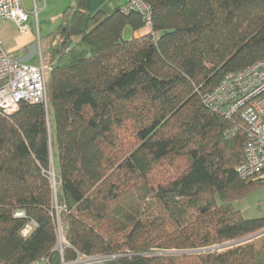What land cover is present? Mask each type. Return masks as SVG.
I'll use <instances>...</instances> for the list:
<instances>
[{
	"label": "trees",
	"instance_id": "1",
	"mask_svg": "<svg viewBox=\"0 0 264 264\" xmlns=\"http://www.w3.org/2000/svg\"><path fill=\"white\" fill-rule=\"evenodd\" d=\"M143 1L150 32L128 38L127 27H147L141 12L91 15L89 0H71L48 35L47 106L0 114L1 264L57 258L58 208L72 246L65 259L77 251L121 255L104 264H264V234L190 252L264 228V216L245 218L233 205L264 190V172L237 171L247 127L240 113L203 102L264 58V0Z\"/></svg>",
	"mask_w": 264,
	"mask_h": 264
},
{
	"label": "built area",
	"instance_id": "2",
	"mask_svg": "<svg viewBox=\"0 0 264 264\" xmlns=\"http://www.w3.org/2000/svg\"><path fill=\"white\" fill-rule=\"evenodd\" d=\"M124 11L141 12L147 27L151 28V7L143 0H127ZM30 13L26 11L23 0H0V114L12 115L22 103L48 104V75L50 67L43 55L37 63L22 61L17 52L5 43L2 32L4 26L11 23L20 34L31 31ZM22 51L21 53H23ZM204 104L212 111L225 117L240 113L247 130L248 140L244 147L245 159L237 171L244 179L264 172V58L246 69L228 74L219 85L203 97ZM15 216L26 217L23 210H17ZM36 227L31 220L21 230L28 236ZM264 234V228L239 239L209 247L221 248L220 251L253 241ZM72 248L66 240L62 225L57 220V244L55 256H42L31 264H104L105 261L121 255H88L76 251L70 259H65V250ZM208 249V248H207ZM130 256V254H127ZM126 255V256H127ZM1 264V262H0Z\"/></svg>",
	"mask_w": 264,
	"mask_h": 264
},
{
	"label": "crops",
	"instance_id": "3",
	"mask_svg": "<svg viewBox=\"0 0 264 264\" xmlns=\"http://www.w3.org/2000/svg\"><path fill=\"white\" fill-rule=\"evenodd\" d=\"M23 1L26 11L30 13V33L24 34L25 37L23 39L21 38L22 41H16L8 32L10 30L12 31L14 28L11 23L6 24L2 32V37L6 45L11 50L17 52L21 59L24 57L23 54L25 50L33 44L40 43L42 38H46V41L48 42V35L55 31L60 24L61 16L71 0ZM126 3L127 0H89V13L92 15L98 11H104L107 14H111L115 9L124 7ZM43 31H45V37L42 36ZM149 32L150 29L148 27H145L140 31H132L127 27L125 30V36L128 38L138 37ZM22 51L24 52L21 53Z\"/></svg>",
	"mask_w": 264,
	"mask_h": 264
},
{
	"label": "rangeland",
	"instance_id": "4",
	"mask_svg": "<svg viewBox=\"0 0 264 264\" xmlns=\"http://www.w3.org/2000/svg\"><path fill=\"white\" fill-rule=\"evenodd\" d=\"M54 29V28H53ZM10 36L14 38L16 41H22L25 37L24 34L18 33V31L13 28L12 31H8ZM41 34V33H40ZM42 36L45 37V31L42 32ZM43 55L44 62L46 65L49 64V44L46 41V38H42L40 43H36L31 45L27 48L23 54L22 61H27L28 63H37L40 59V56ZM22 56V55H21ZM29 59V60H28ZM50 117H51V111ZM53 117V115H52ZM50 124L52 120L50 119ZM54 155V154H53ZM58 159L56 156L52 157L51 162V175L54 182V189L57 191L59 183L56 180V176L58 174ZM54 174V175H53ZM233 205L242 211L245 218H256L264 216V190L262 188H256L248 193L245 198L236 200L233 202ZM58 219L60 220V209L58 208ZM61 223V222H60ZM221 248L214 247L212 249L202 248L198 250H193L190 252L198 253V252H208V251H220ZM184 253L183 251H155L154 253L150 254L152 256L155 255H170V254H181Z\"/></svg>",
	"mask_w": 264,
	"mask_h": 264
}]
</instances>
